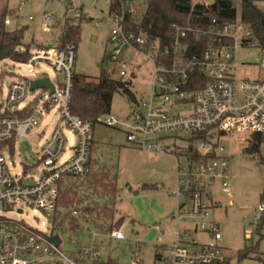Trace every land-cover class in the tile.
Wrapping results in <instances>:
<instances>
[{"label":"built area","instance_id":"1","mask_svg":"<svg viewBox=\"0 0 264 264\" xmlns=\"http://www.w3.org/2000/svg\"><path fill=\"white\" fill-rule=\"evenodd\" d=\"M48 19L47 15L41 19L45 29ZM113 21L109 39L115 47L110 59L120 64L119 78L128 80L132 86L137 81L135 71L141 69V65L129 64L122 59L120 48L124 45L131 47L153 66L148 99L140 97L135 100L134 112L129 116L131 122L122 123L126 140L147 151L186 157V166H177V175L183 177L177 178L175 189L169 193L185 199L184 203L191 207V213L204 220L194 223L195 230L205 231L213 239L196 243L189 229L177 231L175 242L158 251L157 263L225 264L227 254L216 242L220 239L218 226L205 222L208 211L203 202L210 198L209 189L214 184L221 191L230 192L224 147L213 138L233 131L250 135L264 132V76L236 80L233 74V69L238 66L233 49L236 40L234 32L236 23L240 21L223 24L214 32L207 31L218 36L219 41L229 38V43L201 48L196 40L193 43L196 50L190 47L189 34L200 38L205 31L198 27L174 26L173 39L162 45L159 40L149 38L141 31L135 33L125 30L117 16H113ZM212 22L216 20L212 19ZM4 23H9L8 17ZM245 26L240 44L253 46V43L243 41L250 36V29ZM75 57L76 47L73 43L64 46L39 45L30 50L24 63L29 66L38 61L46 62L51 65L54 78L44 73L32 79L22 76L19 81H12L0 108V264H42L46 261L79 264L74 258L65 255L59 249V244L51 241L50 237L54 236L52 230L47 234L23 219L6 215L7 212L23 214L28 209L49 218L52 228L59 194L58 182L67 175H83L88 171L86 162L96 122L111 127L118 123L113 116L100 120L101 116L84 118L71 113ZM258 67L264 74V56ZM194 74L202 76V87H199L200 81L193 78ZM44 76L49 78L53 88L30 90V81ZM190 86L197 89H191ZM55 106L63 126L74 136L73 143L68 146L69 153L61 159L67 139L57 122L39 151L36 163L38 175L34 178L33 175L17 177L11 174L9 165L12 161H7V154L12 151L13 142L18 136L30 134L38 118ZM177 107L183 112L176 111ZM178 132L190 133V137L184 140L187 144L185 149L166 145L174 137L172 135ZM200 133L204 137L196 139L195 135ZM192 154L197 157L194 159ZM180 207L179 204L178 213H181ZM262 214L264 202L252 209L254 220L259 221ZM76 215L77 210L70 207L67 217ZM107 235L123 238L120 227L112 229ZM97 249L92 240L90 245L80 247L78 253L85 258H97L100 257ZM130 264H141L136 254Z\"/></svg>","mask_w":264,"mask_h":264},{"label":"rangeland","instance_id":"2","mask_svg":"<svg viewBox=\"0 0 264 264\" xmlns=\"http://www.w3.org/2000/svg\"><path fill=\"white\" fill-rule=\"evenodd\" d=\"M253 2L264 12V0ZM109 4V0H0V10H11L6 27H23L22 42L29 43V50L38 45L57 44L60 25L65 20L74 23L79 21L74 71L91 78L104 71L113 78H119L120 64L110 59L115 44L109 39L114 25L113 15L108 14ZM143 11L144 5L140 3L137 19ZM45 15L49 17L47 29L41 24ZM245 27L237 22L234 32L236 40L233 49L238 66L233 69V74L236 80L264 76L258 67L264 50L255 45L240 44ZM120 52L122 59L129 64L141 65V69L135 71L137 81L132 83L131 90L136 100L140 97L148 99L152 63L145 61L128 45L122 46ZM44 73L54 78V71L46 62L38 61L28 66L24 62L0 61V108L12 81H19L22 76L32 79ZM175 110L183 112L179 107ZM131 112H134V103H130L124 95L115 93L109 113L101 116L100 120L113 116L118 123L111 127L96 122L92 132V157L102 167L106 166L116 178L117 196L113 208L115 218H123L120 224L123 238L108 237L81 220L80 229L76 232L64 223L62 229L52 234L59 239V249L67 256L72 257L77 249L90 245L93 240L102 259L110 257L117 264H130L136 254L141 264H158L155 251L174 243L177 231L189 229L196 243L213 240L205 231H193L194 223L204 220L186 211L178 213V206L185 199L169 193L175 189L177 178L183 177L177 175V164L180 167L186 166V157L147 151L127 141L122 123L131 122ZM57 122L67 139V147L61 159L66 157L74 136L63 126L55 106L38 118L30 134L18 136L13 142L12 151L7 154V161H12L9 165L11 174L17 177L33 175L34 178L38 175L36 163L39 151ZM172 136L166 142L168 147L187 148L184 140L190 137V133L178 132ZM250 136L248 133L233 131L213 138L224 147L230 192H223L214 184L209 189L210 198L203 202L208 211L205 222L218 226L220 239L216 242L227 254L225 264H264V221L260 223L252 216L253 207L261 203L260 195L264 193V140L260 141L257 149L246 151ZM188 208L191 209L189 205ZM6 215L23 219L47 234L51 231L49 218L31 210L26 209L19 215L7 212ZM242 252L247 254L243 256Z\"/></svg>","mask_w":264,"mask_h":264},{"label":"trees","instance_id":"3","mask_svg":"<svg viewBox=\"0 0 264 264\" xmlns=\"http://www.w3.org/2000/svg\"><path fill=\"white\" fill-rule=\"evenodd\" d=\"M108 14L117 16L125 30L135 33L141 31L149 38L159 40L162 45L168 44L173 39L174 26L198 27L204 30L200 38L191 39L190 47L196 50L193 43L201 48L217 46L219 43H229V38L218 40L207 31L214 32L223 24L240 21L250 29V36L243 41L251 42L264 50V12L258 9L253 0H109ZM140 3L144 5V11L137 19ZM132 10L129 11V8ZM11 10L3 8L0 10V61L10 60L12 62H26L29 56V43L22 42L23 27L8 29L4 19L9 17ZM212 19L216 22L213 23ZM79 21L65 20L58 31V46L73 43L76 47L79 39ZM200 81L203 86V78L199 74L192 75ZM2 77V75H1ZM205 81V80H204ZM198 87V88H199ZM191 89H197L190 86ZM115 93L124 95L130 103H135V94L131 90L129 81L121 78H113L110 73L102 71L96 77L74 71L72 77V96L70 111L72 114L84 118H96L110 111L112 97ZM204 137L203 133L195 135V138ZM261 140H264V132L253 133L246 151L258 148ZM92 146L89 158L86 162L88 171L83 175H67L58 182L59 194L54 212V232L62 229L66 223L67 227L76 232L80 229L79 221L91 224L99 233L107 234L112 229L120 227L122 217L115 218V198L117 196L116 178L111 175L110 170L99 165L92 157ZM195 159L197 156L192 154ZM208 156L204 157L206 159ZM260 201L264 202V193L260 195ZM70 207L77 210L75 217H67ZM264 221L262 214L259 222ZM96 246V244H95ZM97 248V247H96ZM79 249L72 255L79 264H117L113 258L102 259L85 258L80 256ZM155 251V257L158 255ZM247 253L242 252L245 256ZM88 260V261H87ZM87 261V262H86ZM42 264H62L58 261H46Z\"/></svg>","mask_w":264,"mask_h":264},{"label":"water","instance_id":"4","mask_svg":"<svg viewBox=\"0 0 264 264\" xmlns=\"http://www.w3.org/2000/svg\"><path fill=\"white\" fill-rule=\"evenodd\" d=\"M212 0H209V3ZM39 87H48L50 89L53 88L52 83L50 82L49 78L44 76V77H40V78H35L33 80L30 81V90H33L35 88H39ZM51 241H53L56 245L59 244V239L56 236L50 237Z\"/></svg>","mask_w":264,"mask_h":264},{"label":"crops","instance_id":"5","mask_svg":"<svg viewBox=\"0 0 264 264\" xmlns=\"http://www.w3.org/2000/svg\"><path fill=\"white\" fill-rule=\"evenodd\" d=\"M48 44H51V45H57L58 44V42H57V44H53V43H48ZM43 45H47V44H43ZM39 46V45H38ZM93 139V138H92ZM177 166H178V164H177ZM177 183V182H176ZM180 212L181 213H183V212H189V213H191V209L189 210V208H188V205H186L185 203H182V204H180ZM185 206H186V209H185ZM192 214H194V213H192ZM193 231H197V230H195V227H194V225H193Z\"/></svg>","mask_w":264,"mask_h":264}]
</instances>
